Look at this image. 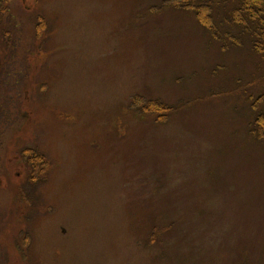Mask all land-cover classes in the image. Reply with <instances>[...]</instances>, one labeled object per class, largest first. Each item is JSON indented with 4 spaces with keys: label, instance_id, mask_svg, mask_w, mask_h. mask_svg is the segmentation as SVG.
<instances>
[{
    "label": "rangeland",
    "instance_id": "rangeland-1",
    "mask_svg": "<svg viewBox=\"0 0 264 264\" xmlns=\"http://www.w3.org/2000/svg\"><path fill=\"white\" fill-rule=\"evenodd\" d=\"M8 6L0 264H264V53L235 5L219 38L172 0Z\"/></svg>",
    "mask_w": 264,
    "mask_h": 264
},
{
    "label": "trees",
    "instance_id": "trees-1",
    "mask_svg": "<svg viewBox=\"0 0 264 264\" xmlns=\"http://www.w3.org/2000/svg\"><path fill=\"white\" fill-rule=\"evenodd\" d=\"M5 0H0V16L9 12V2L5 1V7L2 5ZM230 6L235 5L233 19L229 25L231 28H238L242 34L248 35L252 42L253 49L257 53H264V0H225ZM175 7L191 9L196 17L215 38L219 34L213 21V5L216 7V0L205 2L203 0H172ZM145 109V110H144ZM142 111L149 114L159 113L161 117H166L171 110L162 106L158 100L148 103ZM259 135L264 137V113L256 120Z\"/></svg>",
    "mask_w": 264,
    "mask_h": 264
}]
</instances>
